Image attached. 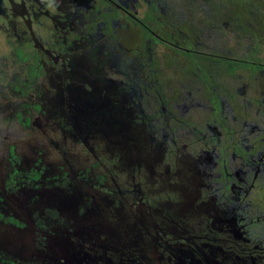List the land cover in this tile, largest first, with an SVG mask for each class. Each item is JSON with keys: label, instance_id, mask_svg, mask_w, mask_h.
Here are the masks:
<instances>
[{"label": "flooded vegetation", "instance_id": "obj_1", "mask_svg": "<svg viewBox=\"0 0 264 264\" xmlns=\"http://www.w3.org/2000/svg\"><path fill=\"white\" fill-rule=\"evenodd\" d=\"M210 1L0 0V264H264V8Z\"/></svg>", "mask_w": 264, "mask_h": 264}, {"label": "rangeland", "instance_id": "obj_2", "mask_svg": "<svg viewBox=\"0 0 264 264\" xmlns=\"http://www.w3.org/2000/svg\"><path fill=\"white\" fill-rule=\"evenodd\" d=\"M246 1H249V4H246L247 3ZM201 3H202L201 5L197 6L196 10L191 9V12L197 14L201 12L200 13L201 15H205L207 11L205 5L203 4L205 2H201ZM210 3L212 6H210L209 4L208 7L215 8L216 9L215 13L217 14V16H219L218 20H216V17H213L212 19V22L215 23L219 31L226 30L225 29L226 27L222 26V23H220L222 21L236 24L238 28L239 27L243 28L242 34H247V35H250L252 33L253 25L256 26L259 23V26H256V30L259 29V31L260 28L263 27L260 25V23L263 21L261 19L259 20V17L257 16L252 18L251 15L249 16L248 11H251L252 13L255 12L258 13V11L263 10L264 0H229L228 2L226 0H211ZM220 3L222 4L223 7L221 6ZM225 5H227L230 9L224 8ZM219 13L220 15H218ZM219 23L220 25L218 26ZM227 28L229 29L230 27L227 26Z\"/></svg>", "mask_w": 264, "mask_h": 264}]
</instances>
